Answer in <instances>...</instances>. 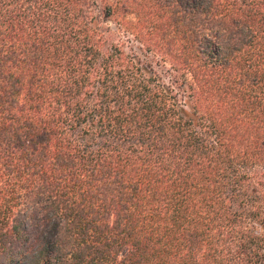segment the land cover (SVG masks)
Returning <instances> with one entry per match:
<instances>
[{
    "label": "trees",
    "instance_id": "obj_1",
    "mask_svg": "<svg viewBox=\"0 0 264 264\" xmlns=\"http://www.w3.org/2000/svg\"><path fill=\"white\" fill-rule=\"evenodd\" d=\"M101 1L0 0V264H264V0Z\"/></svg>",
    "mask_w": 264,
    "mask_h": 264
},
{
    "label": "rangeland",
    "instance_id": "obj_2",
    "mask_svg": "<svg viewBox=\"0 0 264 264\" xmlns=\"http://www.w3.org/2000/svg\"><path fill=\"white\" fill-rule=\"evenodd\" d=\"M96 3V6H94V12L96 13L98 17V23L102 30L105 32L106 39H107V45L106 48H110L109 46L113 44L119 45L122 49L126 51V53H138L139 55H148L152 56L151 53H148L146 51L139 50L138 47H141L142 44H140L136 39L129 33L118 31L120 29L119 24L114 20V18H107L102 13L101 10H103V2L101 0H93ZM113 2L112 0L110 1ZM170 65L168 63H164L162 60L160 64H157L155 66L156 70L159 72L164 73V77L167 79H170L169 73ZM263 178V176L261 177ZM254 231L258 235H264V231L261 229V226L258 223H254Z\"/></svg>",
    "mask_w": 264,
    "mask_h": 264
}]
</instances>
